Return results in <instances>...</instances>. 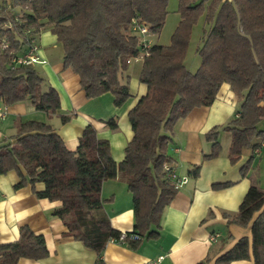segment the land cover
Wrapping results in <instances>:
<instances>
[{"label":"trees","instance_id":"1","mask_svg":"<svg viewBox=\"0 0 264 264\" xmlns=\"http://www.w3.org/2000/svg\"><path fill=\"white\" fill-rule=\"evenodd\" d=\"M202 12V2L179 0L180 20L170 43L152 42L142 54L138 80L146 90L127 111L132 135L120 161L111 156L109 140L98 137L90 123L75 149L67 148L49 123L35 119L20 121L15 133L0 143V174L14 170L19 177L14 188L29 184L37 197L58 200L52 215L62 220L67 235L99 256L105 244L118 241L122 233L111 226L103 208V181L118 174L134 201L133 229L119 242L134 249L143 239L157 237L163 207L177 190L163 170L171 161L167 150L173 128L194 108L210 105L223 83L240 101L238 115L222 127L230 137L229 161L237 162L244 148L254 151L264 141V132L257 128L264 118V0H211L204 13L210 25L196 48L200 64L191 72L184 55L192 25ZM166 13L167 0H0V101L8 105L29 100L61 123L70 119L60 112L56 89L33 65L12 62L17 51L49 29L62 46L63 66L77 74L85 96L111 93L115 105H121L131 96L123 72L140 55L132 21L143 22L153 34ZM106 123L117 128L115 117ZM218 131L215 126L205 134L211 143L205 158L220 150ZM250 159L240 168L242 176ZM198 169L192 166L193 175ZM37 182L43 183L42 190H35ZM230 184L216 182L212 187ZM226 216L231 223L250 224L251 238L240 237L214 264L239 259L264 264V189L251 182L237 212ZM47 254L43 235L26 224L19 227L16 240L0 243V264Z\"/></svg>","mask_w":264,"mask_h":264},{"label":"crops","instance_id":"2","mask_svg":"<svg viewBox=\"0 0 264 264\" xmlns=\"http://www.w3.org/2000/svg\"><path fill=\"white\" fill-rule=\"evenodd\" d=\"M56 42V35L49 29L38 34L35 42L38 54L46 59L38 62L42 64L38 72L56 89L60 112L70 115V119L61 123L57 115L49 116L35 109L29 100L8 105L0 101V143L15 133L20 121L35 119L49 123L66 147L75 149L82 129L90 123L98 137L109 140L111 156L120 161L132 135L127 111L145 93L146 86L141 83L132 91L129 86L131 96L121 105H115L111 93L88 98L77 74L63 66V50H58ZM228 85L220 86L210 105L194 108L173 128L167 150L170 163L178 175H186L188 179L163 207L157 237L143 239L134 249L124 242L109 240L99 256L83 242L67 235L62 220L52 215V210L60 205L58 200L37 197L29 184L14 188L19 177L11 170L0 174V243L16 240L19 227L26 224L43 235L48 254L38 260L23 257L17 264H97L99 260L101 264H148L158 257L161 258L156 264H214L215 259L240 237L251 238L250 224L231 223L226 215L237 212L251 182L264 189V141L254 151L244 148L237 162L229 161L230 137L222 127L238 115L240 101ZM111 117L116 118V129L106 123ZM215 126L219 128L220 150L216 156L205 158L211 150L205 134ZM257 128L264 132V118L257 123ZM221 132L229 139L225 148L219 139ZM250 157L242 176L240 168ZM193 165H199L196 175L191 172ZM216 182L231 184L215 189L212 184ZM43 187L42 182L35 184V190ZM100 195L111 226L121 232L132 231L134 201L125 180L118 174L104 180ZM228 264L253 262L239 259Z\"/></svg>","mask_w":264,"mask_h":264},{"label":"rangeland","instance_id":"3","mask_svg":"<svg viewBox=\"0 0 264 264\" xmlns=\"http://www.w3.org/2000/svg\"><path fill=\"white\" fill-rule=\"evenodd\" d=\"M197 1L202 2L203 12L197 17L195 23L192 25L188 46L184 55V65L191 72H194L200 64V58L196 53V48L198 45H200V37L202 36L204 29H208L210 25L204 21V13L206 11L207 5L211 0H197ZM179 20H180L179 0H167V13L165 16L164 23L161 29L159 30V32L151 34L150 37L152 39V42L158 44H169L171 35L175 27L177 26ZM56 43L58 50L62 51V46L60 42L57 41ZM40 57L44 59L41 55ZM141 62H142V58L140 53L138 57L130 60L127 69L123 72L122 76L124 77V79H128V85L130 86L131 91L135 89V86L141 85V83L138 80V72L141 66ZM41 65L42 64L37 62L34 63L33 67L38 71ZM226 84L228 85V83ZM222 134L223 132H221L219 139L222 142L223 147L225 148L226 147L225 145L229 143V139L227 135H225L226 137H224L222 136Z\"/></svg>","mask_w":264,"mask_h":264},{"label":"built area","instance_id":"4","mask_svg":"<svg viewBox=\"0 0 264 264\" xmlns=\"http://www.w3.org/2000/svg\"><path fill=\"white\" fill-rule=\"evenodd\" d=\"M132 31L137 35L140 47L141 56L143 53L147 51V49L152 44L151 34L149 33V29L146 24L140 22L138 20L132 21ZM5 47V45H2ZM12 62L15 64H22V65H33L37 62H45L38 54V47L35 42H28L24 45V48L17 51L12 56ZM163 170L165 171L166 177L171 181L173 187L178 189L182 184H184L188 177L186 175H178L171 163H164ZM124 232H122L119 236L118 241H122L124 239ZM161 257L156 258L155 260L150 261L148 264H156Z\"/></svg>","mask_w":264,"mask_h":264}]
</instances>
